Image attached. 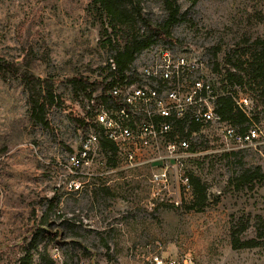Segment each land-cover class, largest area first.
<instances>
[{
  "label": "rangeland",
  "instance_id": "374dc122",
  "mask_svg": "<svg viewBox=\"0 0 264 264\" xmlns=\"http://www.w3.org/2000/svg\"><path fill=\"white\" fill-rule=\"evenodd\" d=\"M90 1L0 0V58L21 62L28 48L38 54L47 49L49 62L34 63L33 72L53 78L61 98L48 114L50 127H35L28 122L20 80L0 79V264H20L26 254L37 264L42 248L61 264L69 250L62 244L68 232L64 221L69 220L83 236L76 241L79 264H149L160 252L172 259L188 256L195 264H264L262 141L229 151L221 127L201 132L200 155L186 160L184 170L207 187V205L201 212L185 208L192 200L191 189L152 187L147 171L125 170L117 155L110 166L111 155L101 150L88 170L83 169L89 175L77 178L79 191L68 190L65 160L79 148L82 135L71 119L85 116V97L75 94L66 79L82 75L91 82L108 80L113 56L124 44L120 36L102 32L98 14L88 11ZM139 2L145 19L165 22L161 0ZM176 2L178 20L165 26L176 43L168 44L198 60L218 94L245 99L252 123L261 121L264 100L248 60L264 49V0ZM132 32L139 39L150 36L141 22L133 24ZM228 60L237 65L234 71L241 83L227 80ZM256 168L261 176L236 188L234 179ZM242 225L247 229L238 232ZM40 229L51 230L56 239L38 233ZM34 237L37 249L30 245ZM251 239L256 247L240 248L236 242ZM80 246L86 249L84 256Z\"/></svg>",
  "mask_w": 264,
  "mask_h": 264
},
{
  "label": "built area",
  "instance_id": "2783aa9c",
  "mask_svg": "<svg viewBox=\"0 0 264 264\" xmlns=\"http://www.w3.org/2000/svg\"><path fill=\"white\" fill-rule=\"evenodd\" d=\"M200 65L168 43L151 44L142 50L122 77L112 75V61L111 77L85 97L81 119L88 124L91 119L98 131L91 126L81 131L79 148L67 155L68 190L78 192L77 178L89 175L83 174V169L88 170L100 151V137L116 145L125 170L147 171L148 185H175L185 190L190 189L185 162L200 155L199 138L204 129L221 127L222 142L229 151L264 142V118L251 122L244 132L220 120L214 104L221 94L212 79L202 74ZM234 101L247 115L245 99ZM149 264L195 263L188 256L172 259L160 252L151 256Z\"/></svg>",
  "mask_w": 264,
  "mask_h": 264
},
{
  "label": "trees",
  "instance_id": "16d2710c",
  "mask_svg": "<svg viewBox=\"0 0 264 264\" xmlns=\"http://www.w3.org/2000/svg\"><path fill=\"white\" fill-rule=\"evenodd\" d=\"M161 3L166 12V20L164 23L152 24L149 20L143 17L139 0L90 1L88 4V11H95L98 14L99 21L102 23V32L104 31L107 35L111 34L112 36H120L124 39L122 48L117 50L113 56L112 61L115 70L112 72V75L115 74L119 77L124 76V73L135 60V56L155 42L153 37L160 39L165 43H176L175 39L171 38L165 31V26L175 23L178 20L180 6L177 4L176 0H161ZM103 18L104 21H102ZM138 22H141L146 26L150 31V36L141 39L134 36L132 26ZM106 42L110 44L111 40L107 38ZM36 62L44 64L49 62L47 49L44 50L43 54H38L32 48H28L25 51L24 58L21 62H7L0 58V79L4 81L10 78L20 80L26 94L27 118L29 124L35 127L48 129L50 127L48 114L54 107H59L61 104V98L55 92V82L53 78L50 76L40 78L35 75L33 68L34 63ZM227 62V64H229V68L226 70L227 80L241 83L242 79L236 71H234L237 65L231 60H228ZM248 62L252 67L253 82L257 84L259 95L264 100V49L258 55L253 56L251 61L248 60ZM66 82L75 94L88 97L101 86L103 80L91 82L88 77L75 75L67 78ZM227 93L229 92H225L217 97L214 104V111L222 122L238 129L240 132H244L251 125V119L237 108L233 97ZM86 118L89 119L87 114ZM71 121L76 129L82 132L87 131L90 126L94 131H98L97 126L91 119H89L90 124L86 123V121L81 118H72ZM99 148L101 152L106 155H111V157L109 156L110 158L108 159V162L110 166H114L113 157L115 158L117 155L116 145L111 141L100 137ZM260 176V170L258 168L253 171L247 170L234 179V185L238 188L240 186L252 184ZM189 184L192 200L187 206H185V208L187 210L201 212L207 205V187L200 178L191 175L189 176ZM52 208L53 205L51 204L49 209ZM41 224L43 225L46 223L45 221H42ZM64 224L66 225L68 232L63 234L64 242H62V244L66 243V245L69 246V250L63 255L61 264H79L80 257L76 254L78 246L76 241L82 239L83 236H80V233L77 232L76 225L71 222V220L64 221ZM246 229L247 227L242 225L238 232H244ZM41 232L51 240H54L57 237V234H53L51 230H38V233ZM60 233L61 232H59V234ZM35 237L30 241V245L37 249L38 243L35 241ZM67 239L69 242H65ZM236 242L240 248L245 249L253 248L258 245L254 239L241 243L236 240ZM103 247L107 248V244H104ZM79 249L83 256L87 253L83 246H80ZM37 251V264H56L47 248H42ZM31 263L32 258L29 254H26L20 261V264Z\"/></svg>",
  "mask_w": 264,
  "mask_h": 264
}]
</instances>
